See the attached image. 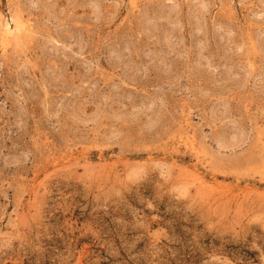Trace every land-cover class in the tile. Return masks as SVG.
Returning a JSON list of instances; mask_svg holds the SVG:
<instances>
[{
    "label": "rangeland",
    "instance_id": "rangeland-1",
    "mask_svg": "<svg viewBox=\"0 0 264 264\" xmlns=\"http://www.w3.org/2000/svg\"><path fill=\"white\" fill-rule=\"evenodd\" d=\"M0 264H264V0H0Z\"/></svg>",
    "mask_w": 264,
    "mask_h": 264
},
{
    "label": "bare ground",
    "instance_id": "bare-ground-1",
    "mask_svg": "<svg viewBox=\"0 0 264 264\" xmlns=\"http://www.w3.org/2000/svg\"><path fill=\"white\" fill-rule=\"evenodd\" d=\"M2 24H3V23H2ZM2 24H1V25H2ZM17 24H18V23H17ZM3 25H4V24H3ZM20 25H21V24H20ZM8 30H9V29H8Z\"/></svg>",
    "mask_w": 264,
    "mask_h": 264
}]
</instances>
